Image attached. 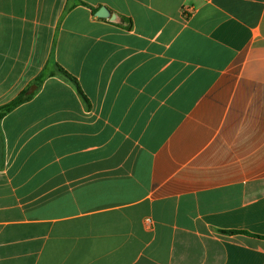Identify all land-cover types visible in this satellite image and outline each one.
<instances>
[{"label": "crops", "instance_id": "obj_1", "mask_svg": "<svg viewBox=\"0 0 264 264\" xmlns=\"http://www.w3.org/2000/svg\"><path fill=\"white\" fill-rule=\"evenodd\" d=\"M33 86L0 264H264V0H0V106Z\"/></svg>", "mask_w": 264, "mask_h": 264}, {"label": "trees", "instance_id": "obj_2", "mask_svg": "<svg viewBox=\"0 0 264 264\" xmlns=\"http://www.w3.org/2000/svg\"><path fill=\"white\" fill-rule=\"evenodd\" d=\"M128 25H127V29H130L132 27V21H127ZM58 73L64 78L66 79L68 82H70L76 89L77 93L79 94V96L81 97V99L87 103L88 105H90V101L87 98V96L85 95L78 79L76 77H74L72 74H70L69 72H67L65 69H63L62 67L58 66ZM50 75H48L47 73H43V75L41 77H39L38 81L39 82H43L44 80H46ZM32 95H28L27 91L22 92L18 97H16L15 99H13L11 102L0 106V122L2 121V119L7 116L9 113H11L15 108L19 107L20 105L24 104L25 102L29 101L31 99ZM223 233L225 234H235V231H223Z\"/></svg>", "mask_w": 264, "mask_h": 264}, {"label": "water", "instance_id": "obj_3", "mask_svg": "<svg viewBox=\"0 0 264 264\" xmlns=\"http://www.w3.org/2000/svg\"><path fill=\"white\" fill-rule=\"evenodd\" d=\"M96 16L99 17V18H104V19H111V20H115V19H116V16H115V15H112V14L110 13V11H109L106 7H101V8L97 11ZM35 88H36V87L33 86V87L29 90L28 94H29V95L33 94L34 91H35Z\"/></svg>", "mask_w": 264, "mask_h": 264}]
</instances>
